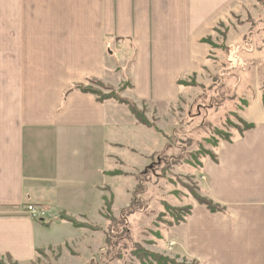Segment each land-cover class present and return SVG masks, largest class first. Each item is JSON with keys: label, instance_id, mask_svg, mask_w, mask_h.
I'll use <instances>...</instances> for the list:
<instances>
[{"label": "crops", "instance_id": "0c3cea01", "mask_svg": "<svg viewBox=\"0 0 264 264\" xmlns=\"http://www.w3.org/2000/svg\"><path fill=\"white\" fill-rule=\"evenodd\" d=\"M246 2L255 0H0V258L27 264L69 244L84 228L58 217L98 223L107 179L127 174L125 106L73 87L126 82L121 95L136 103L175 102L193 59L218 47L213 28ZM248 122L256 127L203 162L201 194L227 211L191 198L190 261L264 264V117ZM31 203L48 219L27 216Z\"/></svg>", "mask_w": 264, "mask_h": 264}, {"label": "rangeland", "instance_id": "374dc122", "mask_svg": "<svg viewBox=\"0 0 264 264\" xmlns=\"http://www.w3.org/2000/svg\"><path fill=\"white\" fill-rule=\"evenodd\" d=\"M212 34L218 47L193 59L194 72L184 81L189 83L195 79L198 84H182L183 92L177 101L136 103L122 95L144 110L149 121L162 132L138 121L124 105L129 118L125 120L126 129L119 127L118 137L123 143L119 147V169L127 174L107 179L104 189L107 187L105 198L112 201L110 213L104 198L98 223L82 222L90 228L77 227L84 229L73 236L71 244L40 251L36 259L27 264H142L133 254L137 244L177 262L183 263L186 259L191 262L182 247L183 239L185 241L182 219L187 213L169 211L164 203L177 209L185 208L193 198L191 190L200 188L203 165L195 159L193 163L187 162L191 153L204 148L215 153L209 140L221 139L218 131L231 135V140L237 137L238 127H243L237 116L247 122L264 117V3L246 2L237 12H231L225 22L217 24ZM180 153L183 157L167 168V160H173L168 155L179 156ZM205 159L200 155L201 162ZM149 167L156 171L143 178L144 191L135 197L139 202L128 220L130 236L122 235L121 229L117 231L118 225H113L106 216L119 218L121 210L133 199L137 176ZM174 213L181 218L179 223Z\"/></svg>", "mask_w": 264, "mask_h": 264}, {"label": "trees", "instance_id": "16d2710c", "mask_svg": "<svg viewBox=\"0 0 264 264\" xmlns=\"http://www.w3.org/2000/svg\"><path fill=\"white\" fill-rule=\"evenodd\" d=\"M259 1L264 3V0H259ZM223 36H225V34H223ZM203 41L210 43V44H214L210 38L203 39ZM89 83L90 84L88 86L75 85L73 88L80 89L84 92L93 93L94 95L97 96V100L99 102H104L105 100L113 99V100H116L120 104L127 105L130 108V111L136 116L138 121H140L141 123L153 128L155 131L162 132L157 126H155L152 122L149 121V119L145 115L144 110L139 109L138 106L134 102H132L131 100H129V99H127L121 95V93L129 86V84H127L125 82L119 87V89H115L109 85L104 84L102 81L95 80V79H89ZM179 84H181V85L182 84L196 85L198 83L196 82L195 79L191 80L189 83H187L181 79L179 81ZM262 104L264 106V92L262 95ZM237 117H238L239 121L243 124V127H238L240 134L243 135L246 131H249V130L256 127V124L248 123L242 117H239V116H237ZM218 134L221 135V137H222L221 139H223L225 141H232L231 135H229L227 133H222L221 131H218ZM221 139L215 138V139L209 140V142H211L214 145V148H216L219 146ZM169 148H170V145H169ZM197 152L198 153H191L192 159L191 158L188 159L187 162L193 163L192 160L195 159L196 161H198L199 165H203V162L200 161V155H201V157L211 158L216 162L218 161L217 155H216V153H214L213 150L204 148V149L198 150ZM181 154L182 153H180L179 156H176V155L169 156L168 155V157L170 159H172V157H173V160L170 161L171 163L169 162V160H167L168 162L166 163V165H167L166 167L168 168L171 164H176L178 162V160H180L183 157V155H181ZM164 155H166V154H164ZM164 161H166V158L164 160H162V162H164ZM160 165H161V163L159 164V166ZM151 168H153V167H149L146 171L140 172L139 175L137 176L138 184L136 185V188L133 191V199L131 200L130 204L127 207H124L121 210L119 218L116 219L113 215L106 216L107 219L112 221L113 225L114 224L118 225V226L116 225L117 226L116 228H118V230L117 229L116 230L119 231L121 229L122 231L120 234H122V235L124 234L128 237L130 236V228L128 227V225H129L128 220H129V217L131 215H133V213H135L136 206L139 202V200L135 199V197L137 198V196H139L137 194H140L144 191L143 183H142L143 178L148 173L156 171V169L154 170ZM149 169H151V170H149ZM111 174H115V173H111ZM191 193H192V197L195 198V200H197L201 205L206 206L209 209V211H211V212H224V213L227 211L226 207H224V206L214 202L212 199L202 195L200 188L198 190L192 189ZM167 204L168 203L165 202L164 206L169 211L170 210L171 211L172 210H185L187 213L186 217L188 215H190L192 212L191 206H187L185 208L177 209V208H173ZM105 205H106V208L108 210V213H110V209H111V205H112L111 199L105 198ZM144 207H145V205H144ZM138 209H142V208H138ZM175 215L178 217V215L174 213L173 216H175ZM186 217H185V219L184 218L182 219L184 222L186 221ZM58 218L71 222L75 227H88V228H90L87 223H82L80 221H77L74 217L68 216L66 214H61ZM179 221H181L180 217H178L177 223H179ZM119 225H121V228ZM92 229H95V226H92ZM110 241H111V239H110ZM135 248L136 249L133 251V254L139 258V260L141 261L142 264H198L197 261H195V260L188 263L187 259H186V261L183 260V263L177 262V260L174 258H171L167 255H163V254H159V253H155L153 251H150V250L144 248L143 246H141L140 244H137V246ZM41 252H44V251H41ZM7 260L12 261V258L10 256H7L6 260L3 258H0V264H10L13 262L12 261V262L8 263ZM13 263L17 264L16 262H13Z\"/></svg>", "mask_w": 264, "mask_h": 264}, {"label": "built area", "instance_id": "2783aa9c", "mask_svg": "<svg viewBox=\"0 0 264 264\" xmlns=\"http://www.w3.org/2000/svg\"><path fill=\"white\" fill-rule=\"evenodd\" d=\"M25 213L30 218L38 221L46 220L48 217L47 206L43 204H28L25 206ZM173 245L174 242L171 243V246Z\"/></svg>", "mask_w": 264, "mask_h": 264}]
</instances>
